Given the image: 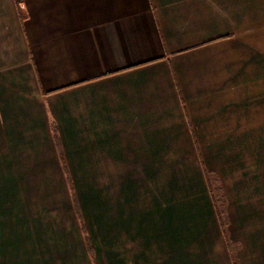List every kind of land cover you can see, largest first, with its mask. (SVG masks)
Returning <instances> with one entry per match:
<instances>
[{"label":"crops","instance_id":"0c3cea01","mask_svg":"<svg viewBox=\"0 0 264 264\" xmlns=\"http://www.w3.org/2000/svg\"><path fill=\"white\" fill-rule=\"evenodd\" d=\"M262 0H0V264H264Z\"/></svg>","mask_w":264,"mask_h":264},{"label":"rangeland","instance_id":"374dc122","mask_svg":"<svg viewBox=\"0 0 264 264\" xmlns=\"http://www.w3.org/2000/svg\"><path fill=\"white\" fill-rule=\"evenodd\" d=\"M262 6H263V43H264V0H262ZM263 57H264V48H263ZM264 102V97H263ZM264 109V105H263ZM264 111V110H263ZM262 149V162H263V168H264V130H263V145L260 147Z\"/></svg>","mask_w":264,"mask_h":264}]
</instances>
